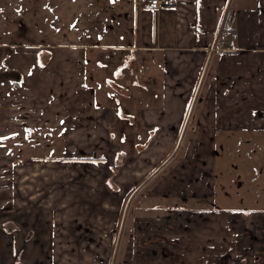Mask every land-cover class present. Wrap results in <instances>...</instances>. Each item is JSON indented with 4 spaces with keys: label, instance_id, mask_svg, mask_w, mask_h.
<instances>
[{
    "label": "crops",
    "instance_id": "1",
    "mask_svg": "<svg viewBox=\"0 0 264 264\" xmlns=\"http://www.w3.org/2000/svg\"><path fill=\"white\" fill-rule=\"evenodd\" d=\"M132 12L131 131L112 129L86 46L0 41V142L61 138L59 156L18 161L31 188L0 207V264H264V202L235 197L219 158L264 143V0Z\"/></svg>",
    "mask_w": 264,
    "mask_h": 264
},
{
    "label": "rangeland",
    "instance_id": "2",
    "mask_svg": "<svg viewBox=\"0 0 264 264\" xmlns=\"http://www.w3.org/2000/svg\"><path fill=\"white\" fill-rule=\"evenodd\" d=\"M141 2V0H0V41L8 40L39 49L57 43L86 46L89 83L100 87L97 92L103 102L113 106L117 101L115 106L121 122L112 129L115 133L118 127H122L123 131H131L133 128L128 126L129 122L126 119L135 111L129 108L128 98L118 89L124 91L126 84L136 82L138 79L136 69L138 63L136 65L135 59L137 62L142 59L133 58L128 45L131 44L132 7L133 5L142 7ZM158 60L161 67L162 59H155L154 62ZM131 64L134 66L132 69ZM131 70L136 74L131 75ZM136 84L141 85V81ZM148 84L154 87L151 82ZM194 123L193 118L190 123L186 122L176 148L175 161L182 157ZM37 135L36 131L31 133V136L23 134L0 142V148L4 150V152L0 150V207L3 200L12 192L30 191L31 186L28 184L30 178L28 173L21 169L22 166L18 165V161L25 162L49 155L59 156L61 138L58 135L54 134L51 137L52 141L48 147L37 145L39 139ZM220 157L222 177L227 181V189L238 199L242 196L245 203L252 200L251 205L254 207L261 205L264 202V143L254 148L240 147L226 156L220 151ZM239 175L245 181V187L242 189L235 183V178ZM254 199L261 202H254Z\"/></svg>",
    "mask_w": 264,
    "mask_h": 264
},
{
    "label": "built area",
    "instance_id": "3",
    "mask_svg": "<svg viewBox=\"0 0 264 264\" xmlns=\"http://www.w3.org/2000/svg\"><path fill=\"white\" fill-rule=\"evenodd\" d=\"M141 4L145 6L148 10H158L164 7L169 0H141ZM236 35V34H235ZM215 50L217 51H225L228 50L229 47L226 44L225 41H220L218 46L214 47Z\"/></svg>",
    "mask_w": 264,
    "mask_h": 264
}]
</instances>
